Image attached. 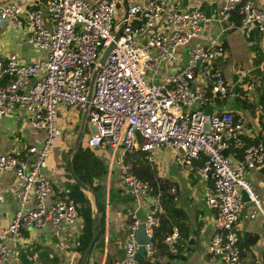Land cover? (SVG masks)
<instances>
[{
    "label": "built area",
    "instance_id": "1",
    "mask_svg": "<svg viewBox=\"0 0 264 264\" xmlns=\"http://www.w3.org/2000/svg\"><path fill=\"white\" fill-rule=\"evenodd\" d=\"M122 14L120 0L0 4V22L25 28L24 41L45 51L44 57L33 61H23L14 53L0 55V118L21 108L29 125L44 132L38 146H27L29 159L14 150L0 152V178L4 170L13 174L0 188V200L3 191L18 200L10 220L0 227V264L19 263L16 240L20 229L49 223L58 238L70 230L72 247L77 244L73 233L80 223L76 203L66 193L56 195L43 171L53 140L61 133L55 119L60 107H66L73 118L82 110L89 128L84 144L96 151L105 174L116 170L122 190L135 205L147 203L142 219L135 208L126 209L123 255L116 264H137L134 230L140 222L149 238L145 254L153 253L152 227L161 211L163 189L136 175L128 156L135 149L152 162L154 151L167 147L177 165L207 181L203 201L214 214L206 250L220 264H242L243 251L233 226L241 192L253 204L249 216L258 210L264 224L261 198L246 177L247 168L264 163L262 140L246 141L247 136L264 135L258 126L263 108L254 104L249 110L250 119H246L252 128L246 134L241 116L221 104L253 90L255 79L243 78L244 72L231 77L218 63L226 54L221 36L227 30L256 28L264 33V6L254 0H222L212 18L200 10L199 0H192L187 8L173 7L169 0H126L124 18ZM214 19L217 35L202 41ZM120 24L119 36L98 63ZM147 195L153 198L151 202L145 201ZM31 200L33 205L26 207ZM178 240L173 227L164 238L167 249L175 251Z\"/></svg>",
    "mask_w": 264,
    "mask_h": 264
},
{
    "label": "crops",
    "instance_id": "2",
    "mask_svg": "<svg viewBox=\"0 0 264 264\" xmlns=\"http://www.w3.org/2000/svg\"><path fill=\"white\" fill-rule=\"evenodd\" d=\"M32 1L0 0V4L15 2L28 6ZM191 1L169 0L173 7L183 8H187ZM254 1L258 5L264 6V0ZM221 5L222 0H199V8L206 15L219 12ZM24 32L25 28L23 27H15L6 22H0V55L14 53L23 61H33L44 57L45 51L42 48L29 45L24 41ZM217 32V22H211L205 28L202 41L207 37L216 36ZM221 38L226 54L222 60H218V63L223 71L228 74L230 71L231 77L234 78L244 72L243 78L255 79L254 89L243 93L242 98L221 101L223 107L232 108L237 115L241 116L245 122L246 134H251L249 129L252 128V124L247 121V119H250L249 110L252 105L250 102L254 101L255 104L261 106L263 100H261V96L264 94V33L256 28L243 31L234 27L224 32ZM233 70L236 73H233ZM252 91L255 92L254 96L251 94ZM59 117L60 119L62 117V122L66 123L64 128L66 132L62 138V143L50 153L47 166L43 170L52 181L56 195L65 193L71 185L66 175L68 171L66 167L67 158L71 153L68 150L70 147L72 148L78 130L81 129L82 131V127L85 125L82 117L79 125L72 124L75 118H72L66 107L60 108ZM260 119L261 123L259 122L258 126L260 132L264 133V117L261 116ZM88 132L84 135L82 141L80 133L78 143L83 142ZM43 137V130L29 125L26 114L21 108H15L10 116L0 118V152L14 150L28 158L27 146H38ZM238 157L237 155L235 159H238ZM153 159L150 163L155 166L156 175L168 184L165 191L172 195L175 206L179 207L184 213V224L180 234L175 227L179 236L175 250L182 257L170 258L154 248L151 255L145 254V258L137 261V264L142 261H147L148 264H220L217 259H212L206 250L213 231L214 214V211L207 207L203 201V191L207 181L203 180L197 172L177 165L167 147L157 148L153 153ZM196 162L199 164L201 160L198 159ZM262 169L264 171V167ZM12 177L11 171L4 170L0 178V188L5 187L12 180ZM246 177L260 196L261 208L264 209V172L259 167L247 168ZM102 186L100 217L102 232L100 238L94 240L85 264H116L123 255L125 230L122 221L126 209L128 207L135 208V213L140 219L147 211V203L141 206L135 205L132 197L122 190L115 169L109 174L104 172ZM168 188H172V191L168 192ZM145 201L148 202L146 199ZM32 205L33 201L31 200L25 206L30 207ZM17 208V198L3 191L2 200H0V227L6 225ZM253 209V204L247 199L246 195L241 194L233 226L238 233V243L241 251H243L241 253L242 264H264V256L262 255L264 250V224L258 210L255 211L253 216H249L250 211ZM79 226L82 227L81 218L80 223L78 222L75 226L78 227V231L73 232L76 238L81 232ZM17 235L18 264H78L80 260V254L72 247L73 237L68 229H65L63 236L58 238L54 235L51 225L46 223L40 228L20 229ZM245 252H248V254Z\"/></svg>",
    "mask_w": 264,
    "mask_h": 264
},
{
    "label": "trees",
    "instance_id": "3",
    "mask_svg": "<svg viewBox=\"0 0 264 264\" xmlns=\"http://www.w3.org/2000/svg\"><path fill=\"white\" fill-rule=\"evenodd\" d=\"M234 24L238 23V18L236 15L231 16ZM261 107L264 111V94H262ZM262 140L264 145V135L257 134L252 139H246L247 142H255L257 140ZM70 153V164L74 173L78 178L87 186V191H82L80 188L72 182L71 185L66 189V195L70 197L75 203L79 218L82 220L81 232L77 238V244L74 246V250L80 254V257L87 246L88 240L95 232V240L100 238V233L102 232L101 223V209H102V177L105 172V167L102 160L97 156L96 151L85 146H82L80 142L76 145L75 149ZM144 152L135 149L130 154L129 157L133 159L132 168L137 176L143 180H147L152 185L156 184L163 189L162 194L159 197V204L161 206V211L156 213V224L152 227L151 233V244L154 248L164 253L168 257H182L178 252H170L166 248L164 241L165 236L176 227L178 233L182 231V225L184 224V213L183 211L175 206L173 202L172 195H169L165 190L166 182L156 175L155 166L148 162L144 156ZM67 167V165H66ZM264 163L259 166L262 172ZM69 193V195L67 194ZM61 194L60 196H62ZM98 207L99 216L98 224L96 229H94L93 220V204ZM138 264H148L147 261L139 262Z\"/></svg>",
    "mask_w": 264,
    "mask_h": 264
},
{
    "label": "water",
    "instance_id": "4",
    "mask_svg": "<svg viewBox=\"0 0 264 264\" xmlns=\"http://www.w3.org/2000/svg\"><path fill=\"white\" fill-rule=\"evenodd\" d=\"M120 4H121V7H122V11H123V14H122L121 18H124L125 17V13H126V0H120ZM121 29H122V24H120L118 26L117 30L113 34V40L110 41L109 44L107 46H105V48L101 52V54L99 56V59H98V63H102L104 57L106 56L107 52L109 51L110 47L112 46L113 41L119 36V34L121 32ZM93 75H94V71L91 74V78L89 80V86L91 85ZM83 120L84 119H83V116H82V121ZM80 133H81V129H79L77 134H76V137H75V140H74V144H73L71 150L75 149V147H76V145L78 143L79 137H80ZM222 153L225 154L226 150H223ZM67 168H68V173H69L70 177L73 179V181L75 182V184L81 190L87 191V186L78 178V176L72 170L69 156L67 158ZM241 194L245 196V194L243 192H241ZM145 199L148 202H151L153 198H151L149 195H147V196H145ZM93 207H94V210H93L94 229H96L97 224H98V212H99V210H98V207L95 205L94 202H93ZM134 235H135V238H136V240L138 242V248H137V250L135 252V258H136L137 261H141L146 256L145 255V244L149 241V238L147 237V235L144 232V228H143V223L142 222H140L138 224L137 228L134 230ZM94 240H95V232H93L92 236L88 240L87 246L85 247V249H84V251H83V253H82L81 257H80V260H79L78 264H85L86 257H87V255L90 252V249L92 247V244H93Z\"/></svg>",
    "mask_w": 264,
    "mask_h": 264
},
{
    "label": "rangeland",
    "instance_id": "5",
    "mask_svg": "<svg viewBox=\"0 0 264 264\" xmlns=\"http://www.w3.org/2000/svg\"><path fill=\"white\" fill-rule=\"evenodd\" d=\"M89 1H91V0H89ZM217 14H218V12H216L215 14H213V15H208V16H210V17H212V18H215L216 16H217ZM212 22H215V19L212 21ZM254 93L255 92H251V94L254 96ZM227 100H229V99H227ZM230 100H233V99H230ZM250 102V101H249ZM252 105H251V109L250 110H252V108H253V105L255 104V102L253 101V102H250ZM60 108H62V107H60ZM60 112V111H59ZM76 113H77V116H76V118L74 119V121L72 122V124H74V125H79V123H80V119H81V117H82V114H83V112H82V110L81 111H79V110H77L76 111ZM72 118H73V116H72ZM55 119H57L58 120V123L60 124V130H61V133L59 134V135H56L55 136V138H54V140H53V144H52V147H51V152H52V150L53 149H56L61 143H62V138H63V136H64V134H65V132H66V129H64L65 128V122H62V117H61V119H60V117H59V114L55 117ZM73 120V119H72ZM71 120V121H72ZM86 125V126H85ZM85 125L82 127V131H81V141H82V139H83V137H84V135L88 132V130H89V128H88V126H87V124H86V122H85ZM63 130V131H62ZM80 144L82 145V146H85V147H87V148H90L91 149V147L90 146H87V145H85L84 144V140H83V142H80ZM54 147V148H53ZM71 148V147H70ZM170 152H171V155H172V151L170 150ZM66 175H67V178H68V180L72 183V182H74L73 181V179L69 176V173H68V171H67V173H66ZM70 183V184H71ZM81 190V189H80ZM83 191V190H82ZM67 194L69 195V193L67 192Z\"/></svg>",
    "mask_w": 264,
    "mask_h": 264
}]
</instances>
